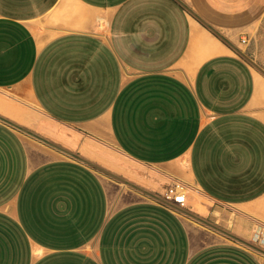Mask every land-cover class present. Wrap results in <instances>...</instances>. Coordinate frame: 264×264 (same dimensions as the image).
<instances>
[{
  "label": "crops",
  "instance_id": "obj_1",
  "mask_svg": "<svg viewBox=\"0 0 264 264\" xmlns=\"http://www.w3.org/2000/svg\"><path fill=\"white\" fill-rule=\"evenodd\" d=\"M263 21L264 0H0L23 109L0 107V264H264V77L213 32Z\"/></svg>",
  "mask_w": 264,
  "mask_h": 264
},
{
  "label": "rangeland",
  "instance_id": "obj_2",
  "mask_svg": "<svg viewBox=\"0 0 264 264\" xmlns=\"http://www.w3.org/2000/svg\"><path fill=\"white\" fill-rule=\"evenodd\" d=\"M243 39H245L244 42L241 41L238 44L233 43V45H235L238 49H240L244 54L249 56L259 67H261L264 70V21L262 23V26L259 29H257V31L253 33V35H251L250 37H245ZM227 46L231 49V47L229 45H227ZM235 54H237V53H235ZM252 67L258 74H260V75H262V77H264V74L261 73L254 65H252ZM50 141H52V140H50ZM124 178L126 180L136 184V182L131 180L132 177L129 178L125 174ZM121 187H123L125 189H130V187L128 185L122 184ZM166 189L162 190V194L165 193ZM205 219L211 221L210 216H208Z\"/></svg>",
  "mask_w": 264,
  "mask_h": 264
},
{
  "label": "built area",
  "instance_id": "obj_3",
  "mask_svg": "<svg viewBox=\"0 0 264 264\" xmlns=\"http://www.w3.org/2000/svg\"><path fill=\"white\" fill-rule=\"evenodd\" d=\"M244 41L245 39H242V42ZM185 189V186L181 182L174 180L172 184L166 189L165 193L163 194V198L168 202L179 206H184L186 203Z\"/></svg>",
  "mask_w": 264,
  "mask_h": 264
},
{
  "label": "water",
  "instance_id": "obj_4",
  "mask_svg": "<svg viewBox=\"0 0 264 264\" xmlns=\"http://www.w3.org/2000/svg\"><path fill=\"white\" fill-rule=\"evenodd\" d=\"M189 11L193 14V15H195L194 14V12L192 11V10H190L189 9ZM196 16V15H195ZM203 24H205L206 26H208L202 19H199ZM213 32L214 33H216L222 40H224L226 43H227V45H229L234 51H236L239 55H241L243 58H245L250 64H252V65H254L261 73H263L264 74V70L261 68V67H259L249 56H247L246 54H244L240 49H238L235 45H233L232 43H230V42H228L226 39H224L219 33H217L216 31H214L213 30ZM13 126H15V127H17V128H19V129H22V130H25L24 128H22L20 125H17V124H12ZM51 145H53V146H55V147H59V146H57V145H55L54 143H50ZM60 148V147H59ZM89 165H91L92 167H94V168H96L97 170H100V171H102V172H104V173H107V174H109V175H111V176H114V175H112L110 172H108V171H106V170H104V169H102L101 167H99V166H97V165H95V164H92V163H90V162H87ZM115 177V176H114ZM162 202H164V203H166V204H168V205H170V206H172V207H174V208H176L175 206H173L172 204H170V202H168V201H166V200H164V199H160Z\"/></svg>",
  "mask_w": 264,
  "mask_h": 264
},
{
  "label": "bare ground",
  "instance_id": "obj_5",
  "mask_svg": "<svg viewBox=\"0 0 264 264\" xmlns=\"http://www.w3.org/2000/svg\"><path fill=\"white\" fill-rule=\"evenodd\" d=\"M231 52H233L232 50H229ZM0 107L1 109L7 113V115H10V116H14L16 118H19V116L22 114L23 112V109L19 106H17L16 104L12 103V102H8V101H5V100H0ZM13 119V118H12ZM15 119V118H14ZM131 169H128V170H132L131 172H136V168L135 167H130ZM203 202V201H202ZM205 202V201H204ZM262 206L264 208V200L262 201ZM202 211V208H198ZM262 219L264 220V215H262ZM256 232L258 233V230H256ZM255 234V235H258V234ZM264 233V232H263ZM262 233V234H263Z\"/></svg>",
  "mask_w": 264,
  "mask_h": 264
}]
</instances>
